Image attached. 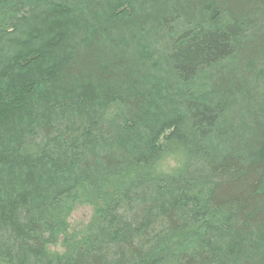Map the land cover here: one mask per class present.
<instances>
[{
  "label": "trees",
  "instance_id": "trees-1",
  "mask_svg": "<svg viewBox=\"0 0 264 264\" xmlns=\"http://www.w3.org/2000/svg\"><path fill=\"white\" fill-rule=\"evenodd\" d=\"M262 246L264 0H0V264Z\"/></svg>",
  "mask_w": 264,
  "mask_h": 264
},
{
  "label": "rangeland",
  "instance_id": "rangeland-1",
  "mask_svg": "<svg viewBox=\"0 0 264 264\" xmlns=\"http://www.w3.org/2000/svg\"><path fill=\"white\" fill-rule=\"evenodd\" d=\"M91 9V8H90ZM142 13H144L146 10H147V7H138V8H135V12L137 13V11H139ZM75 15L78 17V22L80 21L81 23L86 20H89V13L85 10V11H76L75 12ZM98 25V23H96ZM63 54V53H62ZM147 72L149 70H146ZM167 86H169V83H167ZM150 100V99H149ZM216 146V144L213 143V146L214 147ZM219 150H221L220 148H218ZM149 196H152V198H155V199H158V197L154 194H150ZM148 199V198H147ZM91 214V209L87 206H83V207H78L75 212H74V216H73V219L75 221H78V222H81L85 219H87ZM253 242H255L257 244V247H258V244L261 243V240L259 239H253ZM246 259H251L250 257H245V258H242V257H237V259H235V261L237 260V262L239 263H242L244 262Z\"/></svg>",
  "mask_w": 264,
  "mask_h": 264
},
{
  "label": "bare ground",
  "instance_id": "bare-ground-1",
  "mask_svg": "<svg viewBox=\"0 0 264 264\" xmlns=\"http://www.w3.org/2000/svg\"><path fill=\"white\" fill-rule=\"evenodd\" d=\"M97 2H100V0H97ZM155 74L157 75V77L160 76V74L158 72H155ZM62 85H64V83H62V84L61 83H58L56 86L64 87V89H66V90H69L70 89L67 85H65V86H62ZM155 88L157 89V91L155 93L150 92L148 94V97H159V96L160 97H164V98H167L168 97V94L167 93L162 92L163 88H160V87H155ZM160 89H162V90H160ZM182 112H183V115L186 114V112H185V110H184L183 107H182ZM168 116L169 117L167 119L174 121V120L177 119V116L178 115L176 113H174V112H171ZM184 118H187V117L184 116ZM158 129H159V131L162 134H165V135H168L169 132H170L169 129L162 122L159 123ZM196 145H194V147H196ZM139 208L140 209H143V206L142 205L141 206L139 205ZM245 246H248V245L246 244ZM262 256H264V246H262L261 251L257 254V257H262Z\"/></svg>",
  "mask_w": 264,
  "mask_h": 264
}]
</instances>
